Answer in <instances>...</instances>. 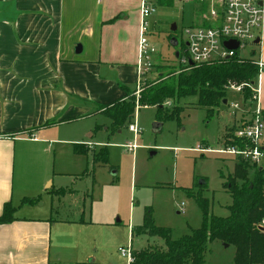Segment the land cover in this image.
I'll use <instances>...</instances> for the list:
<instances>
[{"label":"crops","instance_id":"crops-1","mask_svg":"<svg viewBox=\"0 0 264 264\" xmlns=\"http://www.w3.org/2000/svg\"><path fill=\"white\" fill-rule=\"evenodd\" d=\"M139 25L140 0H0V215L16 208L0 224V264H122L100 248L112 220L87 217L86 199L80 219L55 217L54 196L73 199L77 190L55 191L88 165L76 145L95 146L76 125L142 80ZM97 33L96 57L74 52L75 38ZM253 60L264 63V32ZM261 86L264 109V73Z\"/></svg>","mask_w":264,"mask_h":264},{"label":"rangeland","instance_id":"rangeland-1","mask_svg":"<svg viewBox=\"0 0 264 264\" xmlns=\"http://www.w3.org/2000/svg\"><path fill=\"white\" fill-rule=\"evenodd\" d=\"M199 7L197 3L188 1H176L174 5L166 1L157 4V12L150 18V41L157 52L141 81H153L160 74L181 69L176 53L185 45V28L199 19ZM174 24L177 26L175 31L172 30ZM98 35L91 40L84 38L79 41L75 38L74 52L77 45L81 44L83 52H75L77 55L96 57L100 43ZM172 38L179 40L177 46L172 45ZM256 51L257 45L249 42L245 49L240 50V57L251 60ZM128 87L131 90L137 88ZM226 99L227 103L222 102L210 108L198 106L196 96L186 98L180 103L183 111L173 119L160 116L157 107L142 106L136 110L131 121L119 129L106 115L98 111L90 112L76 128L86 132V136L92 134L88 139L95 146H87L90 151L86 154L88 165L84 172L78 171L63 179L70 189L67 192L77 190V193L66 203L59 200L61 197L54 196V216L80 219L86 199L87 217L95 219L108 216L103 219H111L115 224L114 229L104 233V238H107L108 233H112V237L101 240L100 248L113 255V261L122 264L128 261L119 249L129 247L131 242L133 248L139 250L148 245L165 246L160 237L138 233L147 208L152 209L155 225L169 228L173 239L201 228L203 214L196 201L199 193L209 201L214 215L228 216L230 211L227 207L232 204V196L225 183L228 176L235 175L238 164L233 156L210 150L221 149L223 141L229 140L230 131L252 117V108L249 102H245L243 94L233 89H228ZM234 103L240 107L234 108ZM166 106L171 111L174 103L170 101ZM208 109H212V113L208 114ZM168 110L165 109L163 115ZM130 123H137L141 129L136 138L129 129ZM155 123L162 124L159 132L154 131ZM129 143L136 144L135 151L128 150L126 145ZM102 149L108 151L107 163L95 160L96 154ZM260 167H264V158ZM247 170L248 180L253 179L254 168ZM202 180L205 183L200 185ZM245 183L237 180L238 185ZM235 252V246L226 247L216 240L206 253V264H233ZM89 260L94 261V258Z\"/></svg>","mask_w":264,"mask_h":264},{"label":"trees","instance_id":"trees-1","mask_svg":"<svg viewBox=\"0 0 264 264\" xmlns=\"http://www.w3.org/2000/svg\"><path fill=\"white\" fill-rule=\"evenodd\" d=\"M161 1L170 5L169 0H160V3ZM180 67L178 72L160 74L156 80L141 81L134 90L122 84L125 96L111 104L100 106L98 112L110 118L116 129L127 125L136 110L142 106L157 107L160 116L173 119L183 111L180 106L182 100L196 96L198 106L216 107L226 99L231 83L252 84L260 72L254 60H241L238 55L227 61ZM243 97L245 101L252 97L251 88H244ZM170 101L174 103L171 111L166 106ZM165 109L168 112L163 115ZM212 111L208 109V114ZM234 130L235 128L230 131L231 136L228 137L233 136ZM75 149L81 154L90 151L87 146L79 144ZM95 160L107 163L108 151L102 149L96 154ZM247 171L244 164H238L235 175L228 176L225 183L232 196V204L227 207L230 214L226 217L214 215L209 201L199 193L196 201L203 214L202 226L179 239H173L169 228L157 227L152 209L147 208L143 224L137 229L138 233L160 237L165 246L148 245L141 250L132 248L135 259L132 264H206V253L216 240L235 246L233 264H264V232L259 229V224L264 218V167H255L253 179L249 180ZM238 179L246 183L238 185ZM66 192V189H58L55 194L64 195ZM35 202L37 200L34 198L24 199V203ZM15 211L16 208L10 202L5 203L0 215V224L14 221Z\"/></svg>","mask_w":264,"mask_h":264},{"label":"built area","instance_id":"built-area-1","mask_svg":"<svg viewBox=\"0 0 264 264\" xmlns=\"http://www.w3.org/2000/svg\"><path fill=\"white\" fill-rule=\"evenodd\" d=\"M101 2L102 0H97ZM197 3L203 7L200 14L201 21L185 28V45L177 57L180 66L188 67L205 63L227 61L245 49L249 42L258 46L264 32V0H172ZM160 0H140V25L138 35V62L141 78L152 65V58L156 54V47L150 41L151 16L157 12ZM233 40L238 42L237 49H229L225 42ZM179 41V40H178ZM241 60H246L241 58ZM253 60V59H251ZM260 72L255 82L231 83L230 89L243 94L245 87L252 90V97L245 102L252 108V117L237 126L233 136L227 142L223 141L221 149L210 152L233 156L236 164H244L251 169L260 166L264 158V109L261 106L262 86L261 75L264 73V63L255 61ZM139 89V88H138ZM139 92V90H138ZM137 92V93H138ZM239 108L238 103L232 104ZM129 129L135 138L141 133L137 123H130ZM128 150L135 151L136 144L126 145ZM259 229L264 232V218L259 224ZM120 253L127 259V264H132L135 259L131 245L121 247Z\"/></svg>","mask_w":264,"mask_h":264},{"label":"water","instance_id":"water-1","mask_svg":"<svg viewBox=\"0 0 264 264\" xmlns=\"http://www.w3.org/2000/svg\"><path fill=\"white\" fill-rule=\"evenodd\" d=\"M176 29H177V26L174 24L173 27H172V30L175 31ZM258 42H260V39L257 40V43H258ZM171 43H172L173 46H177V45L179 44V41H178L177 38H172ZM225 45H226L229 49H237L238 46H239L238 42L233 41V40L226 41V42H225ZM75 52H76L77 54H81V53L83 52V46H82L81 44H78L77 47H76V49H75ZM176 56H177V57L179 56V52L176 53ZM190 64L192 65L193 63L190 62ZM224 103H227V99L224 100ZM161 127H162V124H160V123H155V124H154V131H155V132H159L160 129H161ZM153 154H154V153H153ZM204 183H205V182L202 180V181L200 182V185H203ZM224 246L228 247L229 245H228V244H224ZM88 262H91V263H92V262H94V261L89 260Z\"/></svg>","mask_w":264,"mask_h":264}]
</instances>
